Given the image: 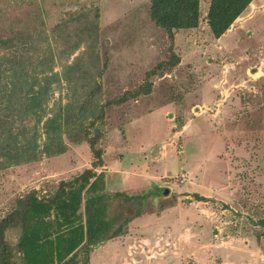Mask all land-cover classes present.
<instances>
[{"label":"rangeland","instance_id":"1","mask_svg":"<svg viewBox=\"0 0 264 264\" xmlns=\"http://www.w3.org/2000/svg\"><path fill=\"white\" fill-rule=\"evenodd\" d=\"M149 1L0 0V120L19 129L11 145L36 146L33 158L8 160L0 143V219L30 190L51 195L90 168L88 120L147 82L149 93L105 109L96 144L108 192L145 195L143 212L135 217L139 201H113V228L131 219L90 252V264H264V0L218 39L206 23L210 0H198V27L174 35L179 62L147 79L171 55ZM49 55L61 82L23 112L8 98V60ZM25 69L39 71L35 61ZM52 117L56 139L44 131ZM17 236L7 233L11 245Z\"/></svg>","mask_w":264,"mask_h":264},{"label":"trees","instance_id":"2","mask_svg":"<svg viewBox=\"0 0 264 264\" xmlns=\"http://www.w3.org/2000/svg\"><path fill=\"white\" fill-rule=\"evenodd\" d=\"M253 0H210L206 13V23L211 35L218 39L246 11ZM198 0H150L149 18L154 25L162 29L169 40L171 53L168 61L158 63L147 72V79L154 76L157 70L171 67L179 62L172 51L174 35L177 31L196 29L200 21ZM8 60V59H7ZM77 58L70 69L76 66ZM32 61L39 69L37 73L29 74L26 65ZM10 69L8 90L9 99H17L23 112L29 107H41L51 85L59 84L61 77L53 72L54 58L52 55L41 56L36 60L23 56L8 60ZM0 65L3 62L0 61ZM68 79L67 76H63ZM99 75L93 79V93L100 92ZM18 89V90H15ZM15 90L13 94L10 91ZM150 92V84L144 83L134 93H125L120 99L100 105L88 120L92 132L85 133L84 140L88 142L92 160L90 168L79 175L58 182L56 190L48 196H39L37 190H30L15 201L14 208L0 219V264H90V252L103 242L124 234L131 218L124 219L122 224L114 229L115 217L110 218L109 209L113 201L121 199L123 204L134 200L141 207L136 210L135 217L143 212L146 202L145 195L129 196L125 192L109 193L106 189L102 150L96 146L104 131L105 109L112 104H118L129 97ZM90 97H92L90 95ZM27 113V112H26ZM14 121L3 118L0 120V143L6 152V158H23L35 154L36 146L29 149L31 142L24 145H11L18 139V128ZM61 124L53 117L44 127L48 139L60 136ZM24 128V126H23ZM81 139V140H83ZM27 145V146H26ZM9 155V157H8ZM13 161V160H12ZM198 201L207 198L194 195ZM17 231L16 243L11 245L7 233Z\"/></svg>","mask_w":264,"mask_h":264},{"label":"crops","instance_id":"3","mask_svg":"<svg viewBox=\"0 0 264 264\" xmlns=\"http://www.w3.org/2000/svg\"><path fill=\"white\" fill-rule=\"evenodd\" d=\"M104 174H105V184H106V188H107V186H108L109 172L108 171H104ZM162 218H163V216H162Z\"/></svg>","mask_w":264,"mask_h":264},{"label":"water","instance_id":"4","mask_svg":"<svg viewBox=\"0 0 264 264\" xmlns=\"http://www.w3.org/2000/svg\"><path fill=\"white\" fill-rule=\"evenodd\" d=\"M167 193V192H166Z\"/></svg>","mask_w":264,"mask_h":264}]
</instances>
